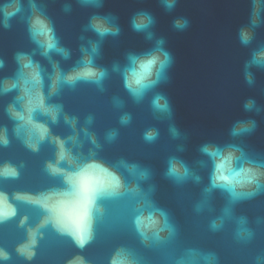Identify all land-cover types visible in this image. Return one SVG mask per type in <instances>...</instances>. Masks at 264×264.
I'll return each mask as SVG.
<instances>
[{
    "label": "water",
    "instance_id": "obj_1",
    "mask_svg": "<svg viewBox=\"0 0 264 264\" xmlns=\"http://www.w3.org/2000/svg\"><path fill=\"white\" fill-rule=\"evenodd\" d=\"M3 2V0H0ZM24 10L11 20V28L0 27V58L5 60V68L0 77L10 76L16 70L14 54L17 51L31 52L36 46L30 41L26 18L30 14L28 0H22ZM41 9L52 19L61 43L72 50L69 60H60L61 67L69 70L79 59V46L87 39H97L91 31H84L85 25L94 13L113 14L121 28L118 37L105 38L101 55L96 63L109 69V78L104 82L105 91L95 85L79 83L75 88L65 86L61 93L52 98V102L64 105L70 115L79 117L84 126L87 116L94 117L90 130L94 131L102 144L98 158L115 165L121 158L130 162H139L151 169L152 177L142 182L148 191L154 185L151 199L157 206L165 209L177 228L176 237L168 243L144 247L133 226L136 199L131 196L118 200L101 201L104 213L98 217L96 236L82 251L73 241L55 232L51 226L42 229L43 238L36 249L37 255L31 264H67L73 256L80 254L88 264H109L116 248L124 246L133 250L141 258V264H173L170 256L184 255L188 248L201 251H214L220 257V264H264V194L244 201L235 206L236 216H246L255 236L249 243L238 242L234 237V220L226 221L224 229L218 232L210 230V221L221 214L226 204L225 196L219 191L212 194L210 207L197 212L195 205L202 199V189L208 183V167H200L199 160H206L198 149L206 142L218 144L237 143L245 148L253 158L264 159V70L251 68L255 84L248 86L244 79V64L251 58L253 50L264 45V11L261 24L255 29V38L248 46L239 42L238 32L249 24L252 0H179L176 7L166 11L161 0H104L100 8L85 7L78 0H36ZM71 10L64 11V5ZM146 10L153 14L156 23L152 29L156 37L163 36L165 47L172 53L173 63L168 69L169 80L160 84L154 91L164 93L173 109V121L187 139L171 138L168 131L169 121L154 117L150 100L153 92L137 104L126 90L118 73L112 72L114 62L121 66L126 63V53L142 52L154 45L144 33L131 29L130 20L134 13ZM186 17L189 27L183 31L173 28V21ZM80 36L85 40L81 41ZM51 71L48 61L37 55L34 57ZM15 93L0 97V126H7L11 140L7 148H0V164L11 162L20 167V177L16 180H0V191L11 196L15 192L37 193L54 186H62L58 178L45 171V164L54 160L55 147L47 142L41 145L39 152H31L13 133V122L4 113L5 106L11 102ZM123 101V107H117L113 98ZM255 99L261 109L245 111L244 102ZM123 112L132 114V122L121 126L119 117ZM43 119V118H41ZM254 119L256 130L246 136L232 138L231 126L237 120ZM156 127L160 136L155 143H146L143 133ZM117 129L119 135L108 143L106 133ZM52 130L60 136L71 134V129L60 123L52 125ZM180 145L184 151H178ZM91 147L85 143L83 151ZM177 155L185 159L197 171L203 181L197 185L189 181L176 185L163 175L169 156ZM123 175L132 181L123 169ZM17 204L18 215L14 219L0 224V247L12 254V260L6 264H29L17 256L15 248L26 237L28 226L35 227L43 213L35 207L13 201ZM28 216L25 227L19 226L23 216Z\"/></svg>",
    "mask_w": 264,
    "mask_h": 264
},
{
    "label": "clouds",
    "instance_id": "obj_2",
    "mask_svg": "<svg viewBox=\"0 0 264 264\" xmlns=\"http://www.w3.org/2000/svg\"><path fill=\"white\" fill-rule=\"evenodd\" d=\"M104 0H78L82 6L100 8ZM179 0H161L166 11L171 12ZM30 14L26 18L27 32L30 41L36 46L31 52L17 51L14 54L16 70L10 76L0 77V97L15 93L4 113L13 122L12 133L31 152H39L45 142L55 147V158L45 164V171L53 178H58L62 186H54L37 193L15 192L11 196L0 191V224H4L18 215V207L13 201L38 208L42 213L39 223L28 226L25 239L17 244L15 252L23 260L31 262L35 259L41 231L48 226L61 236L70 238L81 251L93 242L96 236L98 217L104 213L101 201L118 200L131 196L136 199L133 226L140 243L146 248L170 242L177 235V228L172 223L169 213L157 206L151 199L155 186L143 189L142 182L152 177L151 169L139 162H130L121 158L115 165H110L98 158L102 149L96 133L90 130L94 117L87 116L84 126L80 125L78 116L70 115L61 103L52 102L61 90L67 86L75 88L83 82L95 85L101 92L105 91L104 82L109 78V69L96 63L101 55V47L105 38L118 37L121 28L117 17L113 14L102 15L94 13L90 16L84 31H91L97 39H87L79 46L80 57L67 71L61 67L62 60H69L72 50L61 43L52 19L39 7L36 0H28ZM24 10L22 0H3L0 2V27L11 28V20ZM71 10V5L65 4L64 11ZM264 11V0H252V11L249 24L242 26L238 32L239 42L248 46L255 38V29L261 24V13ZM156 19L146 10L133 14L130 20L131 29L144 33L154 45L142 52L126 53V63L121 66L114 62L111 71L118 73L122 79L123 88L134 103H141L153 92L150 107L158 120L169 121L168 131L172 139H187L173 121V109L169 98L162 92L154 91L160 84L169 80L168 69L173 63L172 53L165 47L163 36L156 37L152 31ZM186 17H178L173 21V28L183 31L189 27ZM84 41L85 37L80 36ZM39 54L48 61L51 71H48L34 57ZM264 70V45L253 50L251 58L244 64V79L248 86L255 84V76L251 68ZM5 68V60L0 58V71ZM117 107H123V101L113 98ZM245 111L261 109L255 99L249 98L244 104ZM43 118V119H41ZM61 118L71 129V134L60 136L53 132L52 125L60 123ZM132 122V114L123 112L119 117L121 126ZM257 128L254 119L237 120L231 126L229 135L232 138L252 134ZM117 129L109 130L105 140L112 143L117 139ZM160 136L156 127L148 128L143 133L146 143H155ZM91 145L87 153L83 151L85 143ZM11 143L9 129L0 126V148H7ZM178 151L183 152L180 145ZM199 153L206 160H199L200 167H208V183L202 189V199L195 205L197 212L210 207L212 194L219 191L225 196L226 204L221 214L210 221L209 227L213 232L224 229L226 221L234 220V237L238 242L249 243L255 236L249 227L246 216H236L235 206L264 194V159L253 158L245 148L237 143L218 144L206 142L200 145ZM164 177L176 185H184L189 181L201 184L203 177L189 163L177 155L169 156L166 162ZM20 167H23L21 165ZM20 167L11 162L0 164V180H16L20 177ZM132 178L129 180L120 171ZM28 216L19 221L20 227L28 223ZM173 264H220V257L214 251H201L188 248L184 255L168 257ZM12 260V254L0 247V264ZM67 264H88V260L80 254L73 256ZM109 264H141V258L124 246L113 252Z\"/></svg>",
    "mask_w": 264,
    "mask_h": 264
}]
</instances>
